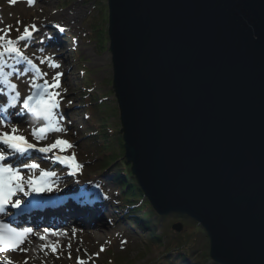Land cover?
<instances>
[{
	"label": "water",
	"instance_id": "water-1",
	"mask_svg": "<svg viewBox=\"0 0 264 264\" xmlns=\"http://www.w3.org/2000/svg\"><path fill=\"white\" fill-rule=\"evenodd\" d=\"M126 160L222 264H264V0H108ZM173 228L182 230V224Z\"/></svg>",
	"mask_w": 264,
	"mask_h": 264
},
{
	"label": "rangeland",
	"instance_id": "rangeland-1",
	"mask_svg": "<svg viewBox=\"0 0 264 264\" xmlns=\"http://www.w3.org/2000/svg\"><path fill=\"white\" fill-rule=\"evenodd\" d=\"M35 13H38V16ZM32 24L37 25L38 28L32 37L37 44L48 40L49 35L46 32L50 24L61 26L67 33V42L62 46L61 51H46L44 50L47 48L46 45L33 47L30 42L29 45L24 42L18 45L21 49L28 51L33 60L42 66L49 81L53 80L57 72L64 74L61 77L59 90L62 92V112H58L66 131L54 133L52 136L63 137L74 145L67 151L77 154L83 168L75 175H61V181L55 182L54 186L66 185L67 187L70 185V180L80 181L87 177L93 180L98 176L96 175L98 166L96 163H91V160L95 158V147L90 145L87 139L81 138V133L85 132L89 124L83 120L85 116L83 110L78 108L80 99L77 93L81 84L85 82L84 72L97 95L105 99L102 101V110L106 112L110 131L113 132L114 139H111V143L121 145L116 142L121 125L112 87L114 69L112 53L109 50V36L102 46L96 39L98 31L94 30L101 24V27L108 32V0H34L32 5H29L28 0H14V2L0 0V30H3L0 31V35L5 34L11 26L7 38L18 40L24 29ZM48 57L52 58L51 62L59 63L61 67L58 69L50 67L51 62L47 60ZM41 60L45 63H41ZM19 79L24 77H15V81L19 84V91L22 94L29 92L30 84L26 88L22 87ZM18 128L36 143L47 145L52 142L49 139L37 142L31 135L30 128L24 126ZM122 147L124 149V145ZM117 149L123 152L118 146ZM68 177L70 180L67 179ZM62 181L64 183L60 184ZM92 182L95 181L88 182L89 185L98 186L102 191L101 194L105 195L110 203H116L117 199L112 187H100L98 181ZM166 217L152 214L150 218L155 224H158L161 219L165 221L164 226L157 225L155 229L158 237L162 235L158 242H153L151 235L140 229L133 230L122 225L113 226L116 221V212L113 210L106 216L108 221L102 222L99 228H83L67 224L57 230V232L64 231L67 235H48L46 240L40 239V236L44 235L43 230L34 231L21 246L26 251L16 250L12 253L0 254V264H8L9 261L12 264H25V262L27 264H79L80 260H83L85 264H158V259L162 260L163 264H170L167 249L176 247L175 239L180 235L184 237L182 251L185 255H187L186 252L193 253L192 255L198 258L209 255L210 239L202 225L185 215L170 214ZM178 222L182 224L181 231L173 228V225ZM164 232H167L168 237L164 236ZM52 244L59 245L56 253L51 251ZM45 245L48 247H44ZM102 247L104 251H101ZM176 251H172L171 256L174 257ZM202 264L221 263L208 258Z\"/></svg>",
	"mask_w": 264,
	"mask_h": 264
},
{
	"label": "snow or ice",
	"instance_id": "snow-or-ice-1",
	"mask_svg": "<svg viewBox=\"0 0 264 264\" xmlns=\"http://www.w3.org/2000/svg\"><path fill=\"white\" fill-rule=\"evenodd\" d=\"M28 3L32 5L34 0H28ZM57 27L59 28V25ZM10 31L11 26L5 34L0 35V84L7 88V93L0 89V95L7 96L6 106L0 107V126L7 128L10 123L9 109L21 105L15 115L31 114L35 121L41 122L42 126L32 127L31 135L35 137L37 142L44 141L49 133L66 131L61 125L60 113L57 111L61 107L62 92L59 90L61 89V77L64 74L57 72L50 82L46 79L47 74L43 73L18 46L21 42H27L33 37L34 32L38 31L37 25L32 24L30 27H26L18 40L7 38ZM60 31L63 29L61 28ZM6 57L14 58L16 64L26 63L29 66L28 71L35 72V77L30 83V94L26 97L22 98L18 85L13 83L12 79L14 73L27 75L28 71L22 72L15 68H13V72L6 71L8 66ZM47 60L51 62L52 58L48 57ZM41 63H45V61L41 60ZM50 67L58 69L61 65L51 62ZM19 132L20 130L16 126H12L10 131H0V214H5L9 207L20 209L24 203L22 197L41 196L59 190L58 187L55 189L53 187L55 183L53 178L57 177V172L42 168L41 164L37 163L30 155L32 152L49 154L53 153L54 150H59L63 153L74 147L70 141L62 138H57L51 144L38 146V143L30 142L25 135L19 134ZM10 158H15V163L9 162ZM47 159L67 165L72 169L71 175H75L83 168V165L77 161L75 153L72 155L57 154L53 157H47ZM25 160L31 162H25ZM25 169L30 173L27 176L24 174ZM13 223H15L14 218L12 223L5 222L4 219L0 218V253L16 250L26 251L20 246L25 243L26 238L34 230L31 227H13ZM43 231L44 235L40 236L41 240H46L48 235H67L64 231L57 232L49 228H45ZM58 246V244H52L50 246L51 251L56 253ZM44 247H48V245ZM104 250L102 247L101 251ZM8 264H12V262L9 261ZM79 264H85V262L80 260Z\"/></svg>",
	"mask_w": 264,
	"mask_h": 264
},
{
	"label": "trees",
	"instance_id": "trees-1",
	"mask_svg": "<svg viewBox=\"0 0 264 264\" xmlns=\"http://www.w3.org/2000/svg\"><path fill=\"white\" fill-rule=\"evenodd\" d=\"M95 28L94 30L98 31L96 39L103 46L108 40V32L101 27V24ZM85 77V82L81 84L77 94L82 110L89 115L88 120L93 129L97 131V133L92 135L90 141L95 147V161H98V170L96 172L102 173V171H105L103 177L116 189L118 197L116 208L119 210L120 216H122L120 223L130 229H140L151 235L150 238L153 242H158L162 235L158 237L155 229H157V225L164 226L165 221L161 219L158 224H155V222L150 220L151 215L156 214L162 218L167 217L157 214L150 202L143 197V192L132 172V164L124 157L123 141L120 133L117 134L116 142L121 145H113L111 143V139H114L113 132L110 131V123L106 119L107 114L102 110L103 103L98 101L101 97L93 90V85L90 83L88 76L85 75ZM117 146L123 152L119 151ZM164 236L168 237L167 232H164ZM182 239L184 237L180 235L175 239L176 247L167 249L169 250L167 258L170 259V264H202L204 260L210 258V253L203 258L194 257L193 253L190 252H186L187 255H185L182 251V245H184ZM174 250L177 251L173 257L171 252ZM157 262L158 264H163L160 259Z\"/></svg>",
	"mask_w": 264,
	"mask_h": 264
},
{
	"label": "bare ground",
	"instance_id": "bare-ground-1",
	"mask_svg": "<svg viewBox=\"0 0 264 264\" xmlns=\"http://www.w3.org/2000/svg\"><path fill=\"white\" fill-rule=\"evenodd\" d=\"M35 15L36 16H38V13H35ZM27 66V64L26 63H20V64H16V62H15V59H14V61H13V63H12V65L11 66H9L8 67V70L9 71H13V68H15V69H17V70H19V71H21L23 68H25ZM15 74V73H14ZM15 75H18V74H15ZM32 79L33 78H29V77H27L26 76V78L24 77V79H19V82L20 83H26V82H29V81H32ZM124 157H125V149H124ZM125 159H126V157H125ZM131 164V163H130ZM131 168H132V166H131ZM142 190V189H141ZM142 192H143V197H145L147 200H148V197L146 196V194L144 193V191L142 190ZM157 214H159V215H161L160 213H157ZM161 216H166V215H161Z\"/></svg>",
	"mask_w": 264,
	"mask_h": 264
}]
</instances>
